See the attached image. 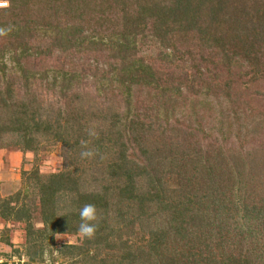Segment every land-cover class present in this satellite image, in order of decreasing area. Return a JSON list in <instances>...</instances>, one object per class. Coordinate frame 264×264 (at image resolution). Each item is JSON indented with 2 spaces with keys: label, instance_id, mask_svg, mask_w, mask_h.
<instances>
[{
  "label": "trees",
  "instance_id": "1",
  "mask_svg": "<svg viewBox=\"0 0 264 264\" xmlns=\"http://www.w3.org/2000/svg\"><path fill=\"white\" fill-rule=\"evenodd\" d=\"M21 1L7 0V6L0 7V15L12 16L10 33L24 36L15 45L0 48L1 52L17 47L19 54L27 53L31 45L25 37L31 33L48 35L49 45L33 48L38 53L49 52L50 47L103 52L106 58L102 59L100 77L104 81L97 89L112 91L121 100L120 109L107 103L110 108L100 106L104 103L88 108L70 96L52 113H46L28 101L31 81L25 67L18 63L20 73L15 77L24 86L22 98L15 96L12 81L5 78L0 88V142L3 135L13 133L19 138V149L34 151L36 136L44 135L58 141L63 150V167L47 173L30 167L22 171L24 188L0 197V218L24 223V249L29 260L40 259L44 244H52L54 234H80V210L91 203L98 218L90 222L97 225L95 234L91 238L80 234L78 242L62 243L57 248L68 258L67 264H264V188L250 175L260 168L264 148L257 154L245 147L222 159L209 148L202 154L207 160L216 157L221 184H215L212 167H191L186 180L198 183L203 192L189 183L188 187L178 183L166 193L164 163L174 173L186 163L182 157L194 159L182 141H188L197 127L188 122L185 127L175 122L170 126L171 109L167 108L161 123L154 125L143 107L131 101L134 86L152 88L150 99L158 96L170 105L171 97L179 92V83L160 79L150 62L134 56L137 37L145 30L164 47L158 58L165 62L174 58L171 41L180 34L206 49L200 55L202 60L220 65L228 83L249 88L251 83L264 80V0H35V9L15 20ZM109 9L117 14L105 21ZM54 72L47 87L52 88L58 74L59 93L64 97L78 72L70 68ZM109 72L110 77L106 75ZM0 73H4L3 65ZM195 78L199 79V72ZM202 87L208 93V82ZM258 87L251 90L258 93ZM222 126L221 122L217 133L223 140L228 125L221 131ZM154 134L157 137L152 143L149 135ZM86 150L93 155L82 157ZM87 163L88 175L83 168ZM140 178L145 180L143 185L138 183ZM28 189L37 198L35 206L27 197ZM150 203L155 211L147 208ZM35 209L41 222L38 227L30 221ZM152 219L166 223L151 227ZM135 220L138 225H134ZM140 225H148V229L142 228L147 233L145 242L139 235ZM230 226L236 231L232 240L224 242L221 230ZM228 235L230 229L226 238ZM168 236L169 252L164 245ZM135 237L141 240L136 243Z\"/></svg>",
  "mask_w": 264,
  "mask_h": 264
},
{
  "label": "rangeland",
  "instance_id": "2",
  "mask_svg": "<svg viewBox=\"0 0 264 264\" xmlns=\"http://www.w3.org/2000/svg\"><path fill=\"white\" fill-rule=\"evenodd\" d=\"M35 2V0H22L17 7L18 10L15 12V20H21L22 16L25 17L24 15L28 11L34 10V6L36 5ZM106 13L104 18L105 21L114 19V15L117 14L114 9H109ZM11 19V15H0V22L3 21L0 29L5 30V34L0 35V48L5 46L9 47V45L11 47V45H15L16 40L24 38V36L18 37L15 36L14 33H10ZM104 24L107 25V22ZM148 31L149 30H145L142 35L137 37L135 44L137 49L134 52V56L142 57L145 61L150 62L160 79H164L169 84L179 83V92L176 93V95L173 93L171 94V96H174L171 97L170 105L169 101L162 102L161 97L159 98L158 96L155 100L150 99L152 98V88L134 86L131 101L143 107L144 112L147 113V116H150L149 119H152L154 125H156V123H161V119L164 117L165 109L167 108L171 109L167 122L170 126L171 123L175 122L177 125L185 127V124L188 122L191 126L197 127V131L188 141L186 139L182 141L186 144L187 152H190L189 156H192L194 159L182 157V159H186L185 166L179 165L181 170L180 174L182 173V176L178 174V171H180L179 169L177 172L171 173V167L168 168L166 166L168 163L165 162L162 180L168 189L166 193H171V186L177 187L176 185L178 183L182 185L183 183L184 185L189 183L194 186L198 192H203V189H199L196 186L198 183L195 184L194 181L188 182L186 180V178L190 176L189 171L191 167H207V165L212 167V178L215 184H221L222 180H220V176L217 174L220 164L216 161V157L218 159L219 157L221 159L222 157L229 158L230 153L239 152L240 150H244L245 147L249 150L253 148L256 150L255 152L257 154H259L258 151L263 150L264 80L258 82L256 85H254V82L251 83L249 88H245L243 84L238 82L228 83L226 76L222 73V69L219 68L220 65L204 62L202 60L200 55L202 53L204 54L206 49L193 43L194 39H189V37L180 34H175L171 41V49L174 51V58L172 61L165 62L158 58V55L161 54L160 52L163 51L164 47H162L154 37L149 35ZM25 39V41L31 45V47L27 48V53L19 54V48L17 47H14L15 49H12V47L10 50L8 48H3V52L0 51V63H2L0 65H3L4 68V73H0V88L3 87L5 78H8L12 81L11 86L15 96L20 98L23 97L22 90L24 86L22 81H15L16 75L20 73L17 67V64L20 63L27 70V74L29 75L28 79L31 81L28 90L29 94L27 96L28 101L34 103L38 107V110L42 112L52 113L55 110V106H58V104L63 105L64 99L67 100L70 96L82 107L88 105L90 106L88 108H91L94 105L104 103V105L100 106L105 109L107 103L111 108H121V100L118 94L112 95V91L109 93L108 90L103 91L102 89H97V87L101 85V82L104 81V79L100 77V73L104 67L102 65V59L106 58L103 52L92 50L81 51L75 50L74 48L59 50L56 47H50L49 52L38 53L33 50V48L36 46H38V48H43L49 45L48 35L41 33L36 35L35 33H31L27 35ZM33 51L36 53H32ZM111 58L113 57H109L108 59L110 60ZM58 68H70L71 70L77 71L79 75L74 79L75 81H73L70 89L66 91L64 97H61L59 93L58 74L56 75V83L52 85V88L47 87L50 83L51 75L53 73L55 74L54 70ZM45 70L48 72L44 75ZM197 72H199V81L195 80ZM106 75L110 77V72ZM204 81L208 82L210 86L208 93H205L202 87ZM27 85H29V83ZM257 85H259V87ZM254 87H258V93L251 90ZM102 95H104V97ZM50 103L51 105L49 106ZM169 105L171 107H169ZM193 110L195 111L194 114ZM221 122L223 124V126L220 127L221 131L226 130L224 127L228 125V130H226L228 134H226V132L224 133L227 137L223 140L217 133V128ZM238 127L239 132L237 133ZM166 131L169 132V137L171 138V130L167 129ZM154 136L157 137L155 134L153 136L149 135L152 139V143L155 139L153 138ZM242 136L244 139H242ZM156 139L159 140L158 138ZM18 140L19 138L16 134L6 133V135H3L0 142V197H4L17 189L24 188L22 184V171H28L30 167L36 166L39 173H47L56 171L64 166L63 150L58 141H52L49 136L37 135L36 140L38 145L34 151H31L19 149L20 145L17 144ZM242 140L246 143H243ZM209 148H213L211 151L217 156L215 157L213 155V158L207 160L202 153ZM77 156L76 153V157ZM261 162L262 164L259 166L260 168L257 170V173L254 174L250 172V175H252L251 177L254 178V181H257L256 183L258 186L264 188V159H262ZM176 165L173 167H178ZM88 167L89 163L85 164V167H83L85 173L87 172L86 175L89 173ZM182 167L187 171L184 172V168L181 169ZM102 178L108 182L107 177L103 176ZM224 181L225 180H223V182ZM144 182L145 180L141 178L138 181L140 185H143ZM202 185L206 186L205 184ZM25 189L27 190V188ZM27 197H31L32 205L36 204L37 198L29 189ZM183 198L184 197L181 195V199ZM154 207L155 205L152 203H150V206H147V208L151 210H154ZM30 221L34 227L41 225L36 209L32 211ZM165 223L166 221L156 219L153 220L150 225L153 227L161 224L165 225ZM138 224V220H135L134 225ZM233 226L222 228L221 232L225 233L224 242L226 239L232 240L233 233L236 231L235 227H237ZM135 228L137 229V227ZM142 228L148 229V225L138 228L141 233H137L143 235L142 241L145 242L147 240V233ZM227 229H230V235L226 238ZM204 232L205 235H207L208 232L206 229ZM79 237V233H56L54 234L52 244L48 245V247L44 244L40 259L29 260V256L24 249L25 238L23 221H5L0 218V264H67L69 261L68 258L59 254L57 248L62 243L78 242ZM188 238L193 240L192 235H189ZM139 240L141 239L135 237L136 243ZM164 245L167 249L166 251L169 252L171 250V236H168L164 240ZM179 247L180 246L177 245L178 250L180 249ZM33 249L34 247H31L30 251H33Z\"/></svg>",
  "mask_w": 264,
  "mask_h": 264
},
{
  "label": "clouds",
  "instance_id": "3",
  "mask_svg": "<svg viewBox=\"0 0 264 264\" xmlns=\"http://www.w3.org/2000/svg\"><path fill=\"white\" fill-rule=\"evenodd\" d=\"M7 6V0H0V7H6ZM5 30L0 29V35H4ZM93 155V152L90 150H86L81 153L82 157H90ZM80 218L81 222L79 224V232L82 237L91 238L96 231L97 225L95 223H90L92 221H97V213H96V207L94 204L86 203L83 205V207L80 210Z\"/></svg>",
  "mask_w": 264,
  "mask_h": 264
}]
</instances>
